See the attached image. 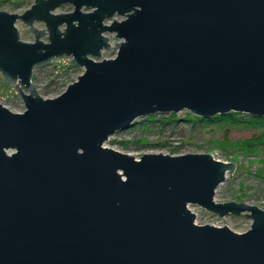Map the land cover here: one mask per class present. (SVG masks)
Listing matches in <instances>:
<instances>
[{
  "label": "water",
  "instance_id": "1",
  "mask_svg": "<svg viewBox=\"0 0 264 264\" xmlns=\"http://www.w3.org/2000/svg\"><path fill=\"white\" fill-rule=\"evenodd\" d=\"M62 56L84 70L42 97L33 71ZM0 73L25 106L0 103V264H264V209L214 199L235 161L102 144L153 114L264 116V0H34L0 10Z\"/></svg>",
  "mask_w": 264,
  "mask_h": 264
},
{
  "label": "rangeland",
  "instance_id": "2",
  "mask_svg": "<svg viewBox=\"0 0 264 264\" xmlns=\"http://www.w3.org/2000/svg\"><path fill=\"white\" fill-rule=\"evenodd\" d=\"M19 0H0V10H6L8 12H18L21 13L34 0H20L22 3L18 6L14 5L13 2ZM72 8L71 5H63L55 10V12L59 13L62 11H70ZM115 19H121L122 16L115 15ZM19 30V35L24 41H32L33 34H31L28 30V26L24 25L20 20H17L15 23ZM35 26L43 27V23L36 22ZM117 38L112 36L111 41L114 45L116 43ZM116 56V47H110L106 49V51L101 52V56L96 59H103ZM69 57L62 56L61 58L55 59L56 64L51 65L50 68L39 67L34 76V82L38 85V93L42 95V97L51 98L53 97L59 90H52L48 86L50 80L56 82H72L83 72L82 67H69L68 64ZM66 66V67H65ZM56 67H59L56 70ZM52 86V85H51ZM13 86L4 82L2 80V76L0 73V94L6 95L8 91ZM13 91V89H12ZM9 106L12 111L17 112L19 109L24 108L20 101V97L17 94H14L12 97L6 99L4 102ZM187 113H190L189 110H180L177 111L175 116L177 117H185ZM193 116V115H192ZM183 120V119H182ZM140 122V121H139ZM191 123H185L182 121L177 122L175 128H166L165 131H157L151 130L150 132L141 130V127L136 125L133 126L132 130L139 131L136 133V140H142L148 143L143 146H136L135 143L130 144L127 149H125L126 153L128 152L135 157H140L144 152H161L169 149L171 152L175 151L178 153L184 152H213L217 153L220 157L230 158L232 161L236 162V168L234 174H229L228 178L216 188L214 193V199L216 201L225 202L226 200H240L243 199L250 203H254L258 205L259 196L264 195V180H261L259 176L257 177L255 173L259 172L264 175V154H259L257 157H249L242 156L241 154H232L231 151L221 150L214 143L219 138H221L224 127L218 126L215 123H210L203 125L199 123L195 128H191ZM252 130L247 127L235 126L232 128L230 133V138L238 139L240 137H245L251 134ZM157 143H162V145H156ZM180 145V147H177ZM175 147H177L175 149ZM226 153V154H225ZM240 197V198H239ZM194 206H198L192 204ZM200 212H205L204 208H201ZM250 218L245 215H231L232 228L234 230H239L241 227H244L248 224Z\"/></svg>",
  "mask_w": 264,
  "mask_h": 264
},
{
  "label": "trees",
  "instance_id": "3",
  "mask_svg": "<svg viewBox=\"0 0 264 264\" xmlns=\"http://www.w3.org/2000/svg\"><path fill=\"white\" fill-rule=\"evenodd\" d=\"M14 5L18 6L22 1L13 2ZM70 67V66H69ZM53 85L55 88V83L50 80L49 85ZM183 119V120H182ZM182 121L185 123H191V128H195L196 125L202 123L203 125L215 123L218 126H223L224 130L221 138L215 141V145L221 150L231 151L232 154H241L242 156L257 157L259 154H264V116H252L247 113H240L236 111L228 112L226 114L214 115L210 118H202L197 116H192L191 113L183 118L175 116L174 113H167L165 115H155L147 116L142 119V130L144 131H165L166 128H175L177 122ZM235 126L247 127L252 130L251 134L240 137L238 139L230 138V133L232 128ZM135 143L136 146H145L148 143L142 140L133 139L132 142H124L125 145ZM156 145H162V143H157ZM179 147V145H177ZM175 147V149L177 148ZM226 154V153H225ZM264 166V163H262ZM255 175L264 180V175L257 172Z\"/></svg>",
  "mask_w": 264,
  "mask_h": 264
},
{
  "label": "built area",
  "instance_id": "4",
  "mask_svg": "<svg viewBox=\"0 0 264 264\" xmlns=\"http://www.w3.org/2000/svg\"><path fill=\"white\" fill-rule=\"evenodd\" d=\"M107 23H110L111 20H108L106 21ZM111 41V40H110ZM112 44V42H111ZM114 45L112 44V47ZM56 62L55 60H53L49 65L47 66H43L44 68H50L51 65H55ZM68 65V64H67ZM69 66V65H68ZM66 67V66H65ZM71 67V66H70ZM39 68H35L34 71H33V74H32V82L36 88V90L38 89V85L36 82H34V74L36 73V71L38 70ZM59 67H56V70H58ZM34 75V76H33ZM75 80V79H74ZM73 82V81H72ZM55 83V88H52V90H59L54 96L56 95H59L60 93H62L63 90H65V87L71 83V82H56L54 81ZM49 85V83H48ZM50 88L53 87L52 86H49ZM13 89V91H12ZM18 93V96L20 97V101L22 102V105H24V102L22 101V98H21V95L19 93V91H17L14 87H12L8 93H6V95H1L0 94V103L3 105V106H7L9 108V106L5 103H2L4 102L6 99L12 97L14 94H17ZM53 96V97H54ZM25 108V107H24ZM24 108H21L19 109L18 111H22L24 110ZM10 109V108H9ZM12 110V109H10ZM17 111V112H18ZM140 121V122H139ZM142 122V120H138L135 124L131 125V127L127 128V129H122L120 131H115L114 133L110 134L108 136V138L102 143L104 147H112L113 149L115 150H118V151H123V152H126L125 149H127V145L124 144V142H132V140L137 136L136 133L139 132V131H134L132 130L133 126L136 125L138 127H141V130H142V124H140ZM180 147V145H179ZM176 151V150H175ZM175 151L171 152L169 149H166L165 151H161V153H170V154H178V153H184V152H180L178 151V153H176ZM128 153V152H127ZM211 154L213 155L214 158L218 159V160H221V161H232L230 158H222L220 157L217 153H213L211 152ZM234 162V161H232ZM236 163V162H235ZM229 174H232V173H229L227 172L226 175L229 176ZM225 181V180H224ZM240 198V197H239ZM262 201V202H259L258 203V207L260 206L261 208L264 209V195H261L259 196V199L257 201ZM234 201H244V202H248V201H245L243 199H240V200H234ZM250 203V202H248ZM251 204H254V203H251ZM256 205V204H255ZM200 207V206H199ZM188 208L190 210H192L194 212V222L195 223H198V224H202L203 223H208V224H212V225H216V226H223V225H227L229 228H232V221H231V214H226L225 216H219L218 214H213L211 213L210 211L206 210L205 209V212H200V209H198V206H194V205H188ZM202 208V207H201ZM241 215V214H240ZM251 223V219L249 220L248 224H246L244 227H241L239 230V232H242V231H246L248 230L249 228V225ZM234 230V229H233ZM236 231V230H234ZM236 231V232H237Z\"/></svg>",
  "mask_w": 264,
  "mask_h": 264
}]
</instances>
